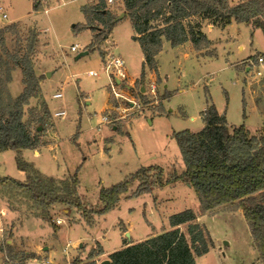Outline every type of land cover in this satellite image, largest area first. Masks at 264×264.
Segmentation results:
<instances>
[{
    "label": "rangeland",
    "instance_id": "374dc122",
    "mask_svg": "<svg viewBox=\"0 0 264 264\" xmlns=\"http://www.w3.org/2000/svg\"><path fill=\"white\" fill-rule=\"evenodd\" d=\"M66 1L41 0L36 9L34 0H0V15L4 11L8 14V18L0 19V29L13 22L21 24L20 35L7 34L8 48L20 54L32 49L30 53L40 76L39 88L25 106L23 119L38 137L40 154L36 156L31 149L24 157L47 175L64 178L78 172L79 195L88 208L100 206L102 187L131 177L142 166L163 167L165 179L182 172L185 164L173 132L200 130L204 126L202 111L211 102L226 113L231 125L245 124L251 130L263 125L264 66L258 63V57H264L261 29L254 30L245 23L233 24L224 31L205 28L209 38L218 42L216 48L210 46L201 51H217L215 57L197 56L193 48L187 50L165 40L157 58L162 79L151 78L152 71L144 66L143 50L133 38L130 17L115 23L114 44L105 43V39L89 51L92 30L74 26L87 22L82 12L84 1L92 4L98 0ZM229 1L234 4L239 0ZM107 5L118 15L125 9L123 0L111 4L107 1ZM75 44L80 47L72 51ZM189 45L186 44L187 48ZM85 50L89 53L77 59ZM109 52L126 61L128 78L117 87L119 96L113 93L111 75L104 68V56ZM248 57H252L248 63L237 66ZM7 63L9 66L0 72V117L5 118L13 100L24 90L22 67L14 66L12 61ZM144 68L148 78H140ZM91 70L99 75L91 76ZM133 78L138 79L130 82ZM153 83L155 92L151 91ZM57 92H62V97L55 98ZM165 92L170 95L167 99H163ZM61 110L64 114L56 115ZM103 115L109 116V122L99 124ZM40 125L42 128L38 129ZM0 175L26 179V174L17 168L14 150L0 152ZM139 183L134 181L117 207L105 214H94L92 225L80 210L66 204H55L50 215L43 218L41 214L35 216L42 213L36 209L17 204L9 207L8 198L0 195V208H5L0 221V263L25 264L33 254L41 262L35 260L31 264L86 263L89 257L74 256L80 251L87 256L97 240L108 251L115 250L120 228L127 230L126 224L137 237L146 236L153 231L151 224L162 230L171 214L186 208L198 209L194 189L184 182L162 189L155 186L150 192L135 195ZM201 223L206 225L217 247L222 248L218 250L220 264H261L242 210L225 208L215 214L206 213L201 215ZM53 224L61 227L57 236ZM38 239H44L41 244L49 247L47 256L42 246L41 256L33 252V242ZM213 257H208V264Z\"/></svg>",
    "mask_w": 264,
    "mask_h": 264
},
{
    "label": "trees",
    "instance_id": "16d2710c",
    "mask_svg": "<svg viewBox=\"0 0 264 264\" xmlns=\"http://www.w3.org/2000/svg\"><path fill=\"white\" fill-rule=\"evenodd\" d=\"M40 4L41 0H34L36 9ZM123 4L125 17H130L135 32L133 38L143 50L144 66L154 71L158 79L156 57L164 39L173 46L190 40L196 50L210 46L211 41L202 31L201 24L189 21L192 17L210 19L222 26L236 21L264 32V0H239L234 4L229 0H123ZM82 12L87 22L74 27L92 30L93 41L87 48L91 51L107 39L121 14H115L106 0L85 3ZM20 26L13 22L0 29V72L3 73L4 66H9L7 62L12 61L14 66L22 67L24 84L22 93L13 100L7 118L0 117V152L14 150L17 168L26 172L25 180L0 175V195L8 198L9 207L17 204L36 209L42 213L35 216L41 214L45 218L50 215L52 206L66 204L80 210L83 218L92 225L93 215L105 214L117 207L134 181H140L135 195L150 192L155 186L163 188L180 181L194 189L198 209L188 208L172 214L169 217L172 229L112 252L109 255L111 264H197L198 256L215 247L208 228L198 221V217L225 208L242 210L259 261L264 264V124L256 130L245 124L230 125L226 114L219 112L215 103H209L202 111L204 126L200 130L186 128L173 132L185 164L182 172H175L165 179L163 167L157 164L142 166L131 177L102 187L100 206L88 208L79 195L78 172L64 178L47 175L23 156L24 149H36L41 145L23 120L25 106L39 88L40 76L30 53L32 49L20 54L8 48L7 34L20 35ZM36 34L38 38L37 31ZM141 76H145V68ZM169 97L165 92L163 99ZM44 121L42 119L41 123ZM182 224L184 230L180 227ZM53 227L58 229L56 224ZM102 253V246L98 244V248L90 252L88 262L77 261L76 264H96L93 258ZM35 257L33 254L28 258Z\"/></svg>",
    "mask_w": 264,
    "mask_h": 264
},
{
    "label": "crops",
    "instance_id": "0c3cea01",
    "mask_svg": "<svg viewBox=\"0 0 264 264\" xmlns=\"http://www.w3.org/2000/svg\"><path fill=\"white\" fill-rule=\"evenodd\" d=\"M67 1H70V0H67ZM66 1V2H67ZM83 4H85V1H84V3ZM48 11V10H47ZM5 12V11H4ZM7 13V12H6ZM123 18H125V16L123 17ZM122 18V19H123ZM195 19H197L198 20V22L201 24V28H202V31L207 35V37L209 38V36H208V34H207V32H206V30H205V28H209V30H213V29H216V28H220V29H222L223 31L224 30H226L229 26H231V25H233V24H243V23H239V22H236V21H233L232 23H230V24H228V25H226V26H222V25H219V24H216V23H214L212 20H210V19H202V18H199V17H192L191 19H189V21H191V22H193ZM121 20V19H120ZM119 20V21H120ZM254 30H257V29H254ZM264 33V32H263ZM92 34H93V32H92ZM94 35V34H93ZM210 39V41H211V44H210V46H213V48H216L217 46H216V44H217V42L218 41H216V40H212L211 38H209ZM165 40L166 39H164L163 40V43L165 42ZM227 41H229L230 40V38H227L226 39ZM169 41V40H168ZM107 42H112L113 44L115 43V41L113 40V35H112V30H111V32H110V34H109V37L105 40V43H107ZM170 42V41H169ZM171 43V42H170ZM186 44H190L189 46V48H187V46H186ZM78 45V44H77ZM182 46H185V48L188 50H191V48H193L194 49V51H195V53L197 54V56H201V55H209V56H213V57H215V56H217V51H215V52H212V53H203V52H205V51H197L195 48H194V46H193V43L190 41V40H188L187 42H185L184 44H181ZM79 46V45H78ZM210 46H209V48H210ZM80 47V46H79ZM209 48H205V50H208ZM240 49H244V47L243 46H240L239 47ZM202 50H204V49H202ZM160 53V52H159ZM159 55V54H158ZM158 55H157V57L156 58H158ZM255 56V55H254ZM253 57V56H252ZM252 57H248V58H246V59H244V60H242V62L241 63H239L237 66L238 67H240V65L242 64V63H244V62H246V63H248L251 59H252ZM158 61V60H157ZM241 68V67H240ZM251 68V67H250ZM249 69V68H248ZM96 72V74L95 75H91V76H98L99 75V72H97V71H95ZM146 72H147V75H145V78L147 77L148 78V76H149V73H148V71H146V68H145V74H146ZM142 75V74H141ZM150 77L151 78H157V75H156V73L154 72V71H152V73L150 74ZM159 77H160V79H162V77L159 75ZM140 78H142V76L140 77ZM138 78H133L130 82H134V81H136ZM130 87H132V83H130ZM55 97V96H54ZM62 97V96H61ZM109 97V96H108ZM55 98H60V97H55ZM165 101L166 100H164V104H165ZM212 103V102H211ZM110 104V99L108 100V104L107 105H109ZM209 105V104H208ZM207 105V106H208ZM107 107V106H106ZM61 111H64V110H61ZM219 112H221V111H219ZM221 113H223V112H221ZM226 114V113H225ZM226 117H227V115H226ZM191 120H194V117H191ZM101 121H102V118L100 119V122H99V124L101 123ZM227 121H228V119H227ZM229 123V122H228ZM230 124V123H229ZM264 124V123H263ZM231 125V124H230ZM45 144H43L41 147H43ZM10 150V149H9ZM27 150H31L30 148L29 149H24L23 150V156H24V154H25V152L27 151ZM32 150H34V154L37 156V155H39L40 154V147H38V148H36V149H32ZM4 151H6V150H4ZM15 152V151H14ZM15 155H16V153H15ZM25 158V157H24ZM17 165V164H16ZM21 172H24L25 174H26V172L25 171H22V170H20ZM14 178H16V177H14ZM18 178V177H17ZM19 180H21V179H19ZM164 188V187H163ZM162 189V188H161ZM122 200V199H121ZM120 204V203H119ZM55 206V205H54ZM186 209H188V208H186ZM185 210V209H184ZM5 212V211H4ZM174 214V213H173ZM172 215V214H171ZM170 215V216H171ZM169 216V217H170ZM2 219V214L0 215V220ZM198 221L199 222H201V216H199L198 217ZM70 223H72V222H70ZM126 224V223H125ZM152 226H153V231L152 232H150V233H148L146 236H136L135 235V231L133 230V228L132 227H130V225H127L126 224V227H127V230H124V229H121L120 228V240H119V243H118V246L115 248V250H113V251H108L107 249H105V246H104V244H103V242L102 241H100V240H97L96 241V243H95V247H93L90 251H88V253H87V256L86 255H84L83 256V252L82 251H80V252H78L77 254H76V256H74V257H77V256H81V258H86V257H89V253L93 250V249H97L98 248V244H100L101 246H102V249H103V253L102 254H99V255H96L94 258H93V260H95L96 261V264H99V261H103L104 259H110L109 258V255L112 253V252H114V251H116V250H118V249H120V248H122V247H124V246H126V245H128V244H133V243H136V242H139V241H142V240H145L146 238H148V237H152V236H156V235H158V234H161V233H163V232H165V231H167V230H170V229H172V226H171V224H170V221H169V223H167V224H165V226H164V229H162V230H157L156 229V227H155V225L154 224H151ZM23 227V226H22ZM180 227H181V229L182 230H184V225L182 224V225H180ZM23 228H21V230H22ZM61 229V227L60 228H58L56 231L54 230V234H55V236H57V234H59V230ZM127 233H129V236L127 235ZM136 236V237H135ZM40 240H44V239H38L37 240V242H36V240L33 242V248H32V250H33V252H35L36 254H37V256H41V254L42 253H40V250H39V248L42 246V248H44V249H46V251H44L45 252V256H47V251L49 250V247L48 246H46V245H44V243H43V245L41 244V241ZM40 241V242H39ZM45 241V240H44ZM215 243V242H214ZM80 246L82 247L83 246V244H80ZM221 247H217V245L215 244V247L214 248H212L207 254H205V255H203V256H198L197 258H196V261H197V264H202V262L201 261H203V263H205V264H208V257L209 256H214L213 258V260H212V262H211V264H220V259H219V251H221ZM219 250V251H218ZM224 254V253H223ZM99 259H101V260H99ZM35 260H39L40 262H41V260L39 259V258H30L25 264H31L33 261H35ZM101 262H100V264H101ZM1 264V263H0Z\"/></svg>",
    "mask_w": 264,
    "mask_h": 264
},
{
    "label": "built area",
    "instance_id": "2783aa9c",
    "mask_svg": "<svg viewBox=\"0 0 264 264\" xmlns=\"http://www.w3.org/2000/svg\"><path fill=\"white\" fill-rule=\"evenodd\" d=\"M107 1L110 4L114 2V0H107ZM2 18L3 19L8 18V14L6 12H3L0 15V19H2ZM78 48H79V46L77 44L71 46L72 51H77ZM258 63L260 65L264 66V57L262 55L258 57ZM104 68L111 75L110 87L113 89V93L117 96L121 95L117 91V87L119 88L122 85V83L126 80V78H128V75L126 72V61H125V59L123 57H121L120 55H115L112 52H109V53L105 54V56H104ZM257 73L259 75H261L263 72L261 70H259ZM95 74H96L95 71H93V70L90 71V75H95ZM155 89H156V85H155V83H153L151 91L155 92ZM54 96L55 97H61L62 92H57L54 94ZM63 114H64V111H57L56 112V115H58V116H62ZM108 122H109V116L103 115L102 121L100 124L108 123ZM4 211H5V208L1 207L0 208V215L1 214L3 215ZM43 264H51V262L47 261Z\"/></svg>",
    "mask_w": 264,
    "mask_h": 264
},
{
    "label": "water",
    "instance_id": "95a60500",
    "mask_svg": "<svg viewBox=\"0 0 264 264\" xmlns=\"http://www.w3.org/2000/svg\"><path fill=\"white\" fill-rule=\"evenodd\" d=\"M124 16H125V13H124V12L121 13V15L119 16L118 20L122 19ZM88 53H89L88 50H85V51L81 52V53L77 56V59L81 58L82 56L87 55ZM41 128H42V127H41V125H40V126L38 127V129H41ZM127 235L129 236V233H127ZM226 244H227V242H226ZM101 264H111V261H110V259H104V260L101 262Z\"/></svg>",
    "mask_w": 264,
    "mask_h": 264
}]
</instances>
